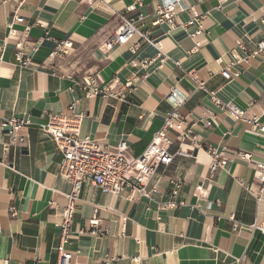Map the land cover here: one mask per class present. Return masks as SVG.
Masks as SVG:
<instances>
[{
    "label": "crops",
    "instance_id": "1",
    "mask_svg": "<svg viewBox=\"0 0 264 264\" xmlns=\"http://www.w3.org/2000/svg\"><path fill=\"white\" fill-rule=\"evenodd\" d=\"M20 2L18 14L24 24L11 31L8 24ZM157 2L111 4L120 13L135 6L129 14L135 26L160 39L168 60L143 70L135 63L155 58L157 50L149 45L135 55L126 46L105 50V41L121 20L102 5L88 0H0V264L58 263L61 211L51 203L65 207L71 185L58 175L62 156L40 125L52 114H83V137L109 147L126 140L130 155L139 157L174 106L172 89L186 98L179 108L181 116L196 124L202 143L223 150L227 168L208 180L210 160L201 151L193 159L176 158L170 167L161 168L158 186L163 195L157 201L169 200L170 178L183 181L178 199L182 205L176 209H160L136 194L132 199L126 193L106 195L84 184L75 201L74 239L66 247L74 255L71 264H135L134 257L141 258L139 264H264V235L252 229L264 223V193L257 201L242 186L256 183L257 165L264 163V134L226 113H215L218 125L206 128L214 106L190 77L195 75L223 102L246 109L248 117L259 115L264 123V55L249 58L238 48L242 43L254 49L264 40V0H184V8L194 5L205 16L202 32L194 38L191 34L198 27H186L188 11L179 12L174 29L165 24L154 27ZM26 26L31 27V42L46 33L50 40H43L32 54L30 68L20 69L14 54ZM63 40L73 42V51L54 64L51 53ZM226 69L239 76L224 79ZM85 76H97L116 97L86 98L79 90L71 91V79ZM129 82L132 87L124 88ZM12 117L31 123L25 147H6L1 122ZM96 209L103 235L90 232ZM80 230L84 233L78 234Z\"/></svg>",
    "mask_w": 264,
    "mask_h": 264
},
{
    "label": "built area",
    "instance_id": "2",
    "mask_svg": "<svg viewBox=\"0 0 264 264\" xmlns=\"http://www.w3.org/2000/svg\"><path fill=\"white\" fill-rule=\"evenodd\" d=\"M92 4L102 5L104 8L116 13L121 26L104 43V48L111 51L115 46H126L132 54H137L143 45H149L157 50V55L153 59L138 61L135 66L146 70L151 64L159 62L161 66L168 60L167 55L162 50L159 38H152L148 32L140 31L135 26V19L129 17V14L136 10L135 6L126 8L124 13L117 12L112 8V2L116 0H88ZM124 1V0H118ZM158 1V0H152ZM184 0H159L153 9V26L158 27L167 25L170 29L176 28L178 14L181 11H188L191 19L186 27L197 26L198 29L191 34L194 38L202 32V23L205 16L199 13L194 5L183 6ZM20 2L13 15L12 21L8 24L9 30H13L15 25L24 24V19L19 16L18 11L21 7ZM142 16H139V20ZM264 23V22H263ZM30 26H26L21 35V41L16 45L14 54L15 64L20 69H28L32 64V54H34L43 40H50L46 33L44 38L36 42H31ZM137 38V40H135ZM238 48L244 51L248 57L264 55V40L255 44L254 49L247 48L244 44L238 43ZM4 48H2V52ZM30 51V53H27ZM73 51V42L63 40L57 44L55 50L51 53V59H64L71 55ZM179 65V64H177ZM190 75V74H189ZM222 76L226 80H232L239 76V72L232 74L230 70L222 71ZM148 77L147 74L144 76ZM198 84V88L205 91L214 106V111L210 113L208 121L204 123L206 128L216 127L218 121L215 113L229 114L236 122L243 124L249 129L264 134V123L259 115L247 116V110L243 109L233 102H223L216 91L206 88L205 83L197 80L195 75H190ZM132 87L129 82L124 88ZM123 88H121L122 90ZM70 90L81 91L86 98H113L116 97L111 88L103 87L97 76H85L82 79H71ZM120 97L124 98L123 94ZM170 97L174 100L173 108L166 112L163 117L161 129L154 135L152 142L139 157H133L129 153V144L126 140H121L116 146L109 147L98 144L88 137L81 135L83 114L50 115L46 124L40 125L41 131L47 135L53 142L56 151L62 156L58 166V175L64 178L71 185V192L66 194L67 205L60 208L56 203H51V207L61 211L60 221L57 226L61 229L62 241L57 248L58 263L71 264L74 258L73 253L66 247L70 244L74 236L71 231L74 220L76 206L75 201L86 183L97 187L103 194L122 197L127 194L132 199L136 194L141 199H146L158 205L160 209H176L182 204L178 201L183 181L178 177H172L169 180V200L166 202L157 201L163 195L158 184L161 180L159 170L170 167L176 158L193 159L196 152H203L210 160L208 165V180H213L215 175L225 170L228 165V159L222 149L207 145L201 142L198 134L195 132L196 124L183 118L179 108L186 102V98L177 94L176 89L170 90ZM254 106V104H251ZM75 104L68 108L73 112ZM251 108V107H250ZM31 123L22 118H7L2 120L1 128L7 138L6 147L22 148L28 145L29 135L27 133ZM173 133L174 135H170ZM250 160V156H244ZM258 175L256 183L242 186L260 201L264 193V163L257 165ZM197 190H200L198 188ZM12 217L17 215L14 206L10 207ZM91 233L93 235H103L100 230V220L98 218V209L95 210L94 217L89 222ZM252 229L258 230L264 235V223H256ZM80 230L78 234H83ZM132 262L139 264L140 257H134ZM1 264H10L9 260L2 261Z\"/></svg>",
    "mask_w": 264,
    "mask_h": 264
},
{
    "label": "rangeland",
    "instance_id": "3",
    "mask_svg": "<svg viewBox=\"0 0 264 264\" xmlns=\"http://www.w3.org/2000/svg\"><path fill=\"white\" fill-rule=\"evenodd\" d=\"M58 59H59V58H56V59L54 60V64H55V63H56V64L60 63Z\"/></svg>",
    "mask_w": 264,
    "mask_h": 264
}]
</instances>
